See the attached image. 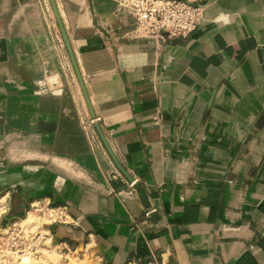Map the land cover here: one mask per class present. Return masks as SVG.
Masks as SVG:
<instances>
[{"label":"crops","instance_id":"0c3cea01","mask_svg":"<svg viewBox=\"0 0 264 264\" xmlns=\"http://www.w3.org/2000/svg\"><path fill=\"white\" fill-rule=\"evenodd\" d=\"M71 1L83 8L75 41L90 75L87 93L97 106L105 146H95L82 130L68 85L81 139L74 150L73 132L60 125L64 89L52 95L61 109L45 114L54 120L52 129L15 127L26 128L27 139H19L27 152L50 158L55 150L68 152L74 163L45 166L48 158L0 172V190L22 187L13 199L18 210L32 199L66 207L63 219L43 226L54 247L44 259L264 264V0H206L198 29L157 46L139 38L128 17L114 14L113 0H92L95 19L86 0L84 6ZM94 23L117 32V64ZM8 25L0 28L9 53L3 83L31 89L35 64L19 62V53L28 54L27 44ZM8 90L2 96L7 107L13 103ZM36 95L23 94L21 101L35 107ZM7 118L0 121L10 126ZM2 139L6 145L17 137ZM114 171L127 176L112 179Z\"/></svg>","mask_w":264,"mask_h":264},{"label":"rangeland","instance_id":"374dc122","mask_svg":"<svg viewBox=\"0 0 264 264\" xmlns=\"http://www.w3.org/2000/svg\"><path fill=\"white\" fill-rule=\"evenodd\" d=\"M204 1L205 3L207 2L206 0ZM10 2L11 0H0V19H3L2 23L4 22L3 17L5 16L6 9L9 6ZM86 3L87 6L89 7V12L91 17H93L94 19L98 17L93 12L92 0H86ZM72 4L73 2L71 0H37L36 4L34 5L35 12L30 14V18H28L29 17L28 16L25 20L26 21L25 27L29 32L30 38L31 37L33 39L35 38L34 45L37 47V49H39L38 52L40 51L44 53L45 49L47 51L45 56L40 54L41 63L43 64V69H44V75L38 78L36 83L38 84V87L41 89V91L46 95H53L54 90L64 89L68 91L72 100V106L74 110H76L72 95L70 93L71 90L75 98V101L77 103V108L80 115V117L78 116V119L82 126V130L83 131L85 130L90 142H92L93 140V144L95 143L94 144L95 146H100L101 143L103 145L105 144L104 141H102L101 131H100L101 119L99 117L97 106L91 102L90 96L87 93V86L90 83V75L87 69L85 68V66L81 62V59H83L82 54L80 49L76 47V41H75L77 18L80 14L83 13V8L81 9L80 7L75 8L72 6ZM78 4L84 6L85 0H81V2H79ZM113 12L114 14H118L116 11H114V9ZM33 19L34 21H32ZM1 26L4 28L3 25ZM94 26L96 33L101 37H103L108 48L111 49V53L115 58V64H117L120 54V49L117 48L119 43L118 42L119 36H117V32L111 30V27H105L103 24L97 25L96 23H94ZM96 33L94 32V36H98ZM37 38H39L40 41L39 40L37 41ZM55 52L58 59L57 57H55L56 56ZM50 53L54 55L55 61H57L58 67L62 72L63 82H61V80L59 79V72L55 69L54 60L52 62V59L49 57ZM8 60H9V53H8L7 39L5 38V36L0 35V64H4ZM120 61L123 64L127 63L126 57H122V59L120 58ZM118 74L121 77L123 76L120 69L118 70ZM65 79L68 84L66 83ZM68 85L70 87V90ZM0 93H2L3 94L2 96H4V91H0ZM2 96H0V100L3 103L5 101L4 99L7 97L6 96L2 97ZM78 97L82 98V105L78 103ZM55 99H56L55 102L58 105L60 99H58L57 97H55ZM2 103H0V117L5 119L4 108L6 107H3L1 105ZM60 109L61 106L59 104L58 110ZM26 116H27V111H25L24 115L21 114V118ZM8 121H10V126H5L3 125V122L0 121V129L4 128V129L13 130L14 131L13 133H16L14 134L15 136L11 134L8 136L17 137V140L9 141L8 143H6V145H4L5 142H3L4 139H2V137L4 136L5 133L0 132V149L4 150L2 152L4 158L2 165H0V172H4V170H6L8 167H15L16 169V168H20L21 166H35L37 165L36 163L37 161H39L38 164H41L45 162L48 158H50L49 156L46 157V155L32 156L30 154L11 152V150L13 149H17V148L21 149V144H23L21 143V139H19L22 138L21 134H24L25 135L24 138H27V133L25 130L26 128H20L21 130H19V128H16L18 125L25 126L26 121L24 122L21 121L18 122L13 120H8ZM103 139L105 140V137ZM7 145H10L9 149L5 150V147ZM35 158L36 161L32 162V160H35ZM50 164L51 167L54 165H59L56 164V162L54 163V161H52L51 158L47 160L45 166H49ZM59 167L61 166L59 165ZM124 175L126 178L127 175L123 171H114L111 173L110 176L112 179L117 178L123 181ZM25 190H28L27 191L28 193L32 192L31 188H29V186L26 185H25ZM21 191H22V187L20 183H16L15 185H8L4 187L2 190H0V204L2 203L3 206L2 211L0 212V230L9 227L12 223L15 222L21 223V221H24L27 218V213H30L29 214L31 218L30 220H33L34 222L32 224L33 228H37V227L43 228L42 221L48 220L46 218L47 215L43 216L42 214L34 213L35 211L34 209L37 206L44 208V206L47 204H48L47 207L50 208L59 207L46 202L45 199H32L28 201L27 207L24 210L22 211L21 209L18 210L16 207L17 203L16 205H14L13 199L17 195H20ZM60 206L62 207L63 205ZM53 248H54L53 246L49 245V247L47 248L48 251L45 252L44 256L51 255ZM22 264H51V263L43 258L42 261H39L37 263L32 261H24Z\"/></svg>","mask_w":264,"mask_h":264},{"label":"built area","instance_id":"2783aa9c","mask_svg":"<svg viewBox=\"0 0 264 264\" xmlns=\"http://www.w3.org/2000/svg\"><path fill=\"white\" fill-rule=\"evenodd\" d=\"M204 0H115L114 11L130 19L134 33L150 43L167 44L184 40L200 26ZM48 205V204H47ZM36 207L34 213L47 215L44 225L59 222L66 207ZM30 213L21 223L0 230V264L42 261L49 247V232L33 228ZM130 264H137L132 262Z\"/></svg>","mask_w":264,"mask_h":264},{"label":"bare ground","instance_id":"6f19581e","mask_svg":"<svg viewBox=\"0 0 264 264\" xmlns=\"http://www.w3.org/2000/svg\"><path fill=\"white\" fill-rule=\"evenodd\" d=\"M36 1L37 0H11V2L9 3V6L6 9L5 16L3 17L4 18V22L2 23L3 19H0V27H2L1 25L4 26V24L6 22L9 24L8 26H11V24L13 23V27L15 28V34L21 35V37L24 38V39H21V41L23 42V44H27L28 54H27V56L25 55V57H24L23 53H19L17 55V57L19 59V62H27L28 61L27 63H31V64L33 63V64H35L34 68L37 71L36 75L33 76V80L34 81H33V86H32L31 89L29 88V86H20V85L19 86L16 85L14 89H11L10 86L6 87V84L3 83L4 82L3 80L6 78V73H4V72H6L5 71L6 63L0 64V91H6V90H8L7 88H9L7 94L9 96L12 95V100H13V103L8 104V107L6 106V100L1 105L3 107H6V108H4L5 117L8 116V115H9V117L11 115L13 116V117L7 118L8 120H13V121H18V122L26 121L25 126H23V127H26V128L39 127V129H43L44 128V130H46L48 128L52 129V124H53L52 122L54 120H53L52 117L45 116V114H46V112L48 110H52V111H57L58 112V105H57V103L54 100L55 97H53L52 95L44 94L41 91V89L38 87V84L36 83L37 79L44 75L43 64L42 63L41 64L37 63V62H39L41 60L39 58V55L42 52H40V53L38 52L39 49H37V47L34 45V41H35L34 39L35 38L34 39L32 37L30 38L29 32L27 31V29L25 27L26 18L28 16H29L28 18H30V14L35 12L34 11V5L36 4ZM113 2L115 4V0H113ZM205 6L206 5H204L202 7V17H203V10H204ZM32 21H34V19ZM133 29H134V27H133ZM138 37L141 38V39H145L147 41V39L145 37L141 36V35H139ZM38 40H39V38H37V41ZM13 43H14V45L16 44V39L13 41ZM151 44L152 45H156L157 43L154 42V43H151ZM44 46H45V44H44ZM36 51L38 52L39 55L36 53ZM49 56H51V58H53V60L55 61V57L56 56L54 57V55L52 53H50ZM27 57H29V58H27ZM55 63H56V68L55 69L59 72V79L61 80V82H63L62 72L60 71V69L58 67L57 61H55ZM17 79H19V78L17 77ZM12 81L16 83L17 80H16L15 77H13ZM10 89L12 90L11 92H13L12 94H9ZM31 91H33V93L37 94L35 96V98H37V100L39 101V104L36 105L35 107L34 106H30V103H28L29 107H27V105L23 104V102L21 101L24 98V97H21V96L23 94H28ZM61 91L62 90H54L53 94H58ZM4 94H5V92H4ZM0 96H2V94H0ZM50 96H52V97H50ZM20 101H21V105H17V103H19ZM52 104H54L55 106L52 107ZM21 108H22V110H21ZM25 111H27V116L21 118V114L24 115ZM59 113L62 115V121H61V124H60L62 126L61 128H65L66 130H71L73 132V134H74L72 139L75 142V144L71 148L72 150H74L76 148V146L79 145L81 139L78 136L79 128H78L77 118L75 117V111L71 107V97H70V94L68 93V91H66V90H65V94H64L63 108H62L61 111H59ZM14 114H15V116H14ZM16 115H19V116H16ZM0 132H4L5 133L4 135H10L11 134V135L15 136L14 134H16V133H13L14 132L13 130L4 129V128H1ZM21 137L23 139H25V140L27 139V138H24L25 137L24 134H21ZM21 143H23V144H21V149H18V148L17 149H13V150H11V152H19L21 154H30L32 156H37V155H46V157L48 156V154L46 152L43 153V154H38L35 151L26 152V151H28V149L25 147V145H27V144H25L26 141L21 140ZM68 143L71 144L70 141ZM9 146L10 145H7V147H5V150L9 149ZM3 151H4L3 149L2 150L0 149V165H2V163H3V158H4V155L2 153ZM69 152H71V151H69ZM51 156H52L51 160L54 161V163L56 162V164H59L62 167H64V166L67 167L68 164H70L72 162L74 163V161H75V156L70 154V153H68V152H67V155H63V154L60 153V151L58 152L57 150H55V151H53ZM71 166H73V164H71ZM2 208H3V206H2V203H1L0 204V212L2 211Z\"/></svg>","mask_w":264,"mask_h":264}]
</instances>
